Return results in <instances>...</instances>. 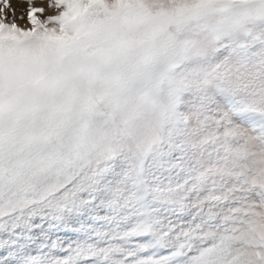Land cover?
Returning a JSON list of instances; mask_svg holds the SVG:
<instances>
[{"label":"snow or ice","instance_id":"6c2138e0","mask_svg":"<svg viewBox=\"0 0 264 264\" xmlns=\"http://www.w3.org/2000/svg\"><path fill=\"white\" fill-rule=\"evenodd\" d=\"M26 3L0 0V264H264V0Z\"/></svg>","mask_w":264,"mask_h":264},{"label":"rangeland","instance_id":"374dc122","mask_svg":"<svg viewBox=\"0 0 264 264\" xmlns=\"http://www.w3.org/2000/svg\"><path fill=\"white\" fill-rule=\"evenodd\" d=\"M11 4H12V7L16 9V13H15V16L17 17V22L22 26V27H25V26H29L28 23H27V3H26V0H10ZM34 3L36 6H44L46 5L47 3V0H34ZM53 10L49 9V10H46V12L44 13V16H47L49 14H52ZM21 15L24 16V19L23 20H20L18 19ZM12 18V13L11 11L9 10V19ZM43 18V17H41Z\"/></svg>","mask_w":264,"mask_h":264}]
</instances>
